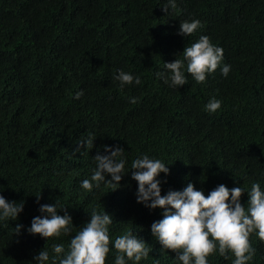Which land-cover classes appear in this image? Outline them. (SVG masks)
Masks as SVG:
<instances>
[{"label":"trees","instance_id":"16d2710c","mask_svg":"<svg viewBox=\"0 0 264 264\" xmlns=\"http://www.w3.org/2000/svg\"><path fill=\"white\" fill-rule=\"evenodd\" d=\"M167 2L0 0V196L23 203L17 218H0V264H60L93 210L113 217L105 264H114V241L129 231L150 251L139 262L125 256L126 264H182L151 234L162 210L136 201L131 165L144 155L169 168L157 177L162 196L189 182L205 195L239 186L247 209L252 184L264 192V0H175L165 14ZM192 20L200 27L177 35L179 23ZM200 36L223 49L220 66L197 83L185 64L188 83L172 86L164 63L183 60ZM120 71L141 83L121 87ZM212 98L221 101L214 113L205 108ZM104 145L124 149L117 158L124 176L117 189L101 181L86 190L82 181L91 180L98 152L107 154ZM43 204L71 216L67 235L28 233ZM249 240L248 264H264V242L255 232ZM55 244L64 251L56 254ZM40 251L47 261L33 259ZM234 259L218 250L207 257L208 264Z\"/></svg>","mask_w":264,"mask_h":264},{"label":"clouds","instance_id":"9594fccd","mask_svg":"<svg viewBox=\"0 0 264 264\" xmlns=\"http://www.w3.org/2000/svg\"><path fill=\"white\" fill-rule=\"evenodd\" d=\"M169 8L175 9V0H168L161 10L167 14ZM200 27L199 20L183 21L179 23L177 35L191 36ZM183 60L175 59L164 63V68L170 72L172 86H183L188 83L186 72L197 83H204L208 74L216 71L223 59V49L213 45L209 37L200 36L197 42L184 47ZM230 65L221 68L223 76L227 77ZM164 77L165 73H157ZM115 79L120 81L121 87L127 84H140L139 77L120 71ZM167 83V79L165 80ZM83 95L82 91L75 93V99ZM136 103L137 98L130 99ZM221 107V101L215 98L209 100L205 108L214 113ZM91 144L92 141L87 142ZM79 147V146H78ZM106 155L98 154L94 157L97 167L91 180L82 181L81 187L91 191L93 182L99 187L101 181L110 183L117 189L124 176L125 167L122 157L124 149L119 145L112 147L102 146ZM131 179L137 182L136 201L151 209H161L162 219L153 222L151 234L155 236L163 249L176 253L182 264H208L207 257L219 251L221 256L231 252L235 259L233 264H248L252 260L255 249L249 237L255 232L257 238L264 242V192L259 183H253L248 193V208L240 202L244 190L237 186L232 189L220 184L205 195L203 190H196L189 182L183 191H168L161 195V181L157 177L164 173L168 175L169 168L160 160L150 159L147 155L137 158L131 165ZM105 174L111 177L105 180ZM37 197V202H39ZM23 211V203L8 202L0 196V218H17ZM39 211L44 214L36 216L31 221L28 233L39 235L42 238L59 237L62 233L67 235L71 231V216L65 211L63 216L57 214V206L43 204ZM113 217L104 212L93 210L89 222L70 240L69 252L60 264H105L110 251L109 225ZM23 225L17 224L15 235L20 234ZM143 239L137 238L130 231L117 237L114 248L117 251L114 264H126L128 260L139 262L149 255L150 249L146 247ZM53 251L59 254L64 251L63 244L52 246ZM35 260L47 261V251H40Z\"/></svg>","mask_w":264,"mask_h":264}]
</instances>
